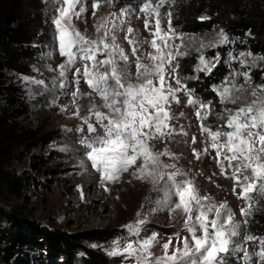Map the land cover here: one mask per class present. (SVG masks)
Here are the masks:
<instances>
[{"label":"snow or ice","instance_id":"6c2138e0","mask_svg":"<svg viewBox=\"0 0 264 264\" xmlns=\"http://www.w3.org/2000/svg\"><path fill=\"white\" fill-rule=\"evenodd\" d=\"M48 2L53 12V46L64 58L57 69H52L57 71L52 87L67 89L70 83L74 86L70 95L75 111L71 115L81 120L75 131L81 133L79 142L91 168L99 174L100 183L108 191L107 183L119 181L122 174L134 169L133 178L150 184L156 194L148 198V211L167 210L170 218L180 217L182 229L188 234L181 237L179 232L174 233L163 243L162 254L155 255L152 249L159 243L158 234L142 235L148 220L138 212L136 220L125 226L128 242L121 247L114 240L106 254L132 264H229L232 258L240 264H264V237L247 230L241 233V224L246 225L253 214L252 201L264 198V85L246 92L236 86L233 76L223 86H214L212 91L223 105L218 118L224 123L213 128L204 123L213 112L212 103L194 97L180 75L179 59L190 51L201 53L194 72L211 75L219 60L205 59L202 50L217 42L227 43L223 31L208 44L185 37L173 28L171 11L166 12L165 30L161 9L170 0H143L139 12L150 40L135 36L136 30L126 26L123 12L120 16L101 17L95 26L96 37L91 38L74 23L87 11L85 0ZM103 2L111 0H93V16ZM118 32L125 33L133 61L117 42ZM145 45L151 51L137 55ZM78 63L81 67H77ZM132 63L134 73L129 70ZM69 72L73 75L71 82ZM244 79L250 82L247 75ZM30 83L47 88L44 80ZM81 83L86 91H81ZM179 93L188 96L187 105L195 109L200 131L209 137L204 155L209 150L215 152L221 175L233 181V194L245 202L239 210L241 221L236 220L227 202L216 203L209 196H201L182 171L174 164L164 163V157L174 158L172 153L167 149L154 151L150 145L152 140L186 135L177 133L170 123L174 119L171 105L180 103ZM81 99H86V103L81 104ZM191 142L195 143V137ZM193 155L200 158L195 149Z\"/></svg>","mask_w":264,"mask_h":264},{"label":"rangeland","instance_id":"374dc122","mask_svg":"<svg viewBox=\"0 0 264 264\" xmlns=\"http://www.w3.org/2000/svg\"><path fill=\"white\" fill-rule=\"evenodd\" d=\"M92 2L93 0H85L87 11L81 19L74 20L76 27L85 35L95 38V26L101 17H109L112 14L120 16L123 12L126 13L123 17L126 26L130 25L136 30L134 34L138 39L150 40L152 38L143 27V15L139 12L142 1L128 7L103 2L95 16L92 15ZM167 5L169 3L165 7ZM44 6V22L49 29L50 43H40L34 46L32 73L30 75L15 74L6 70L0 53V106L5 109L14 126L35 130L36 138H38L37 134L49 133L52 139L51 142L38 144L33 138H24L17 144L16 152L11 158L10 170L23 182L24 188L20 197L0 189V227L1 229L11 227L13 224L8 217L19 216L21 221L19 228L23 238L11 246L2 245L4 248L9 247L8 262L0 257V264H81L78 259L72 261L62 251L47 244L41 233L42 229L50 233L55 231L70 233L93 228H115L120 235L114 240H118L120 246L123 247L129 239L125 226L136 220L138 212L146 216L148 220L145 225L146 232H142V235L152 232L158 234L159 243L153 247L152 251L157 249L159 254L156 255H161L162 245L168 241L170 236L177 232L181 237L188 234L182 229L180 217L170 218L167 210L148 211L151 207L148 198L156 194L151 190L150 184L133 178L131 172L134 169L122 174L119 181L112 183V191L108 190L111 192L104 193L105 204L96 202L103 206L102 209L108 217L93 219L91 223L84 221L89 212L87 205L95 193L92 190L85 198L76 201V190L71 188L79 180L86 184L95 181L87 175L97 174V172L91 168L90 162L84 155L85 149L79 142L81 133L75 131L77 126L81 125V120L71 115L75 111L70 95L74 86L70 83L67 89L52 87V80L57 76V71L52 69H57L64 58L58 55L53 46L55 32L50 19L53 15L51 3L45 0ZM165 7L161 9V13L162 26L166 30L168 24L166 12L168 11ZM221 31L223 30L215 27L208 33L195 34L190 37L208 44L214 41ZM223 33L227 37V43L217 42L212 47L229 48L230 46L224 57L225 62L231 66L230 76L227 79L235 76L236 86L246 92L256 89L260 85H257L247 69L261 66L262 56L252 54L244 46L233 49V42L229 35L225 31ZM124 35V32H118L117 42L129 54L130 61H133L135 58L131 55V47L124 39ZM149 51L151 49L145 45L137 55ZM204 57L212 60L205 54ZM217 58L219 59V56L214 59ZM77 67L81 65L78 63ZM129 70L135 72L134 63L130 64ZM245 75L250 77V82H245ZM33 80H44L47 88L30 83ZM68 80L69 82L73 80L71 72L68 73ZM172 83L175 87L174 82ZM223 85L224 83L220 86ZM178 95L180 103L171 105L170 111L174 119L170 123L177 129V133L183 132L186 135L176 134L168 140H152L150 145L154 151L167 149L172 153L174 158L164 157V163L174 164L182 171L186 178L194 183L201 196H209L216 203L227 202L236 214V220L241 221L239 210L245 206V202L233 194V181L221 175V170L214 159L215 152L209 150V154L204 155L205 142L209 140V137L200 131V122L195 115V109L187 105L188 96L184 93ZM222 107L223 105L219 113ZM62 108H66L67 111H61ZM204 123L214 128L223 124L224 121L219 119V122L215 123L211 122L208 117ZM193 137H195V143L191 142ZM193 149L200 153L199 159L194 157ZM238 192L239 189H237ZM252 203L255 207L264 209V198H257ZM105 205L109 206L108 210H105ZM78 214H82L80 222L75 219ZM245 230H247V224H241V233L243 234ZM114 240L101 244L88 243V246L94 247L95 245V248L106 252ZM173 243L175 244V240ZM248 247L249 249L253 247L251 242ZM112 258L117 264H132L131 261L125 262L120 257ZM229 264H240V262L232 258Z\"/></svg>","mask_w":264,"mask_h":264},{"label":"trees","instance_id":"16d2710c","mask_svg":"<svg viewBox=\"0 0 264 264\" xmlns=\"http://www.w3.org/2000/svg\"><path fill=\"white\" fill-rule=\"evenodd\" d=\"M143 0H111V3L128 7ZM45 0H0V53L3 66L15 74L30 75L34 64V46L50 43L49 29L45 26ZM172 13V26L177 33L190 37L205 34L218 27L225 31L233 42V49L247 47L254 55H261L263 64L248 68L257 85H264V0H170L165 7ZM206 17V19H201ZM229 46V45H228ZM227 47H207L202 54L214 59L219 56V63L211 75L195 73L201 53L190 51V54L179 59L180 75L194 97L210 101L213 112L210 121L218 123L221 105L212 91L230 76L229 64L225 62ZM193 75L198 79H191ZM81 91L86 86L81 83ZM81 104L86 99L80 100ZM31 128L16 127L10 121L5 109L0 106V189L11 192L16 197L23 194V182L10 170L11 158L16 152L17 144L24 138H33L38 144L51 142L49 133L37 134ZM12 226L0 227V257L8 262V248L2 245H13L22 240L19 228V216H9ZM249 233L264 237V209L254 207L253 214L247 223ZM47 244L62 251L68 259H78L81 264H117L100 248L90 247L88 243H106L120 234L115 228H93L78 232L55 231L42 229Z\"/></svg>","mask_w":264,"mask_h":264},{"label":"bare ground","instance_id":"6f19581e","mask_svg":"<svg viewBox=\"0 0 264 264\" xmlns=\"http://www.w3.org/2000/svg\"><path fill=\"white\" fill-rule=\"evenodd\" d=\"M84 177L86 178V175ZM84 177H82V179H84ZM87 177L90 179H94L95 181H93L91 183L89 182L90 184H86L82 180H79V181L75 182L74 186H72L71 189L76 190V192H75L76 193V198H75L76 201L82 200L92 190L94 191L95 194L92 196V200H90V202L87 205V209L89 210V212L85 216V220H84L86 223H91V221L93 219H95V220H96V218L105 219L108 217V215H106L105 211H103V209H102L103 206L96 204V202H98V201L105 204L104 202L106 201V199L104 198V193L106 191H105V186H102V184L100 183V177H99L98 173L97 174H95V173L89 174V175H87ZM106 186L109 190H111L113 184L107 183ZM81 189L83 191V198L81 197ZM111 191H108V192H111ZM116 207L118 208V205H116ZM104 208H105V210H108L109 206L107 205ZM81 215L82 214H78L75 217V219L79 222H80L79 219L81 218ZM153 253L156 255V254H159V251L156 249L153 251Z\"/></svg>","mask_w":264,"mask_h":264}]
</instances>
